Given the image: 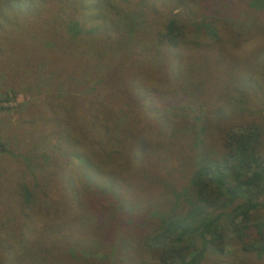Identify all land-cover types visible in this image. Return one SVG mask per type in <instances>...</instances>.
Wrapping results in <instances>:
<instances>
[{"label":"rangeland","instance_id":"374dc122","mask_svg":"<svg viewBox=\"0 0 264 264\" xmlns=\"http://www.w3.org/2000/svg\"><path fill=\"white\" fill-rule=\"evenodd\" d=\"M240 1L0 0V143L7 150L0 151V264L10 258V264H152L141 237L166 207L161 212L145 207L159 198L178 207L188 188V177L179 172L171 176V166L187 159L191 168L221 152L225 131L249 123L259 126V153L264 156V69L259 67L264 60V7L246 10L253 25L239 38L229 33L240 30L236 25L245 9ZM169 20L176 21L183 36L178 48L169 50L174 52L171 63L162 67L159 56L169 48L158 43V34ZM71 39L78 41L74 54L84 58V51H101L109 61L98 60L84 71L66 58L61 75L51 57L58 46L64 49L57 41ZM109 41L114 50L126 53L130 48L134 57L125 76L126 84L134 86H125L124 94L113 83L112 78L119 81L110 68L127 56L107 51ZM253 55L255 65L248 59L239 63L240 57ZM24 56L31 57L28 66L9 62ZM178 57L182 69L179 79L172 80L169 73ZM189 80L193 86L203 82L201 95L184 98L183 85ZM143 92L148 98H140ZM119 96L126 105L115 121L130 127L127 132L111 130L103 147L110 154L120 147V135L128 133L131 138L112 159L127 156V162L118 164L128 167L132 134H139L145 153L138 171L150 168L148 178L112 165L110 155L96 156L104 133L97 127L102 118L98 105L108 98L105 107L116 110ZM71 108L86 117L69 123ZM131 114L136 115L133 120ZM159 116L170 121L168 132L158 133L163 139L155 134ZM163 156L166 163L158 165ZM68 174L82 201L78 211L68 208L73 197L64 183ZM23 184L31 193L29 201L19 193ZM30 226L33 236L42 233L33 247L25 240ZM200 264H264V252L244 251L230 237L223 253L209 254Z\"/></svg>","mask_w":264,"mask_h":264},{"label":"trees","instance_id":"16d2710c","mask_svg":"<svg viewBox=\"0 0 264 264\" xmlns=\"http://www.w3.org/2000/svg\"><path fill=\"white\" fill-rule=\"evenodd\" d=\"M241 2L242 0L239 2V7L242 5ZM243 4H245V9L240 16L243 20H239V24L236 25L240 30L239 32L229 33L233 36H239V38L244 36L245 30L250 33L253 25L249 17V11L246 13V10L252 11L253 9L263 8L264 0H244ZM261 32L264 34L263 28ZM158 35V43H165L169 48L167 50V55L162 53V55L159 56L160 65L165 67L168 62L171 63L174 54V52L169 50L178 48L183 36V31L177 26L175 20H169L168 23L164 25V32H160ZM60 43L67 52L65 53V50L59 49L58 46L55 54L52 55L51 58L53 61L55 60V62H58L56 71H60L61 75L65 69L64 65L67 63L66 58L74 59L76 61L75 67H77V65L83 67L80 69L84 71L93 69V67L97 66L98 60L105 59L109 61L108 58L103 57V54H106L101 51H84V53H86L84 58L83 55L78 53L74 54L71 50L75 43L78 44L77 40H62L57 41L56 44L60 45ZM105 43H108L106 44V48L110 47L107 51H120L116 48L114 50L110 41ZM124 50L126 53L120 51V54H122L123 57L127 56V58L119 60L116 65L110 68V70L114 68L113 72L116 76L114 79L118 80L119 83L115 82L113 78L112 81L123 94L125 86H127V88L134 86L127 85L125 82V76L132 66L131 64L134 63V57L132 56V50L130 48ZM34 57L37 58L36 56ZM155 59L158 60L157 58ZM245 59H248L250 64L255 65L256 63L254 55L246 58L240 57L239 63L247 62ZM79 60H82V62H78ZM9 62L17 63V67L20 68L21 65L28 66L32 60L31 57L24 56L22 61L9 59ZM107 65L109 68V62ZM259 67L264 69V60ZM181 69L178 57L175 69L169 73L172 80L179 79L177 75L180 74ZM249 77L248 75L246 76V78ZM240 78L244 80L242 77ZM237 81H239V79ZM202 83L203 82L198 81L197 84H194V87L193 80H189L188 84L183 85L184 98H190L196 94L201 95L202 88H204ZM138 95L140 98H148L146 92ZM103 96L110 97V94L106 93ZM125 100V98L119 96L114 103L117 107L116 110H113V107H105V103L111 101L108 98L100 102L101 106L98 105V110L101 112L102 118L97 127L101 128L104 133L100 138V149L98 153H96V156H105L107 158L110 155L111 160L109 163L112 165L121 166L122 171L125 170L126 173L131 171L137 176H140L142 172V179L148 178L145 174L146 171L149 172L148 169L150 168L146 170L142 169L141 172L138 171L144 157L143 154L145 153V149H143L145 143L140 140L139 134L135 135L132 131L133 146L130 148L133 150V160L130 163L128 162V167L125 166V162L118 164V161L127 162V156L122 158L117 157L115 160H112L119 152L118 150L120 147L123 146L124 141L129 137L131 138L128 133L127 135L125 133L120 135V147H116L115 149L111 148L110 154L106 152V147H103V142H105L107 138V133H110L111 130L121 129L127 132V129L130 127V125L127 127L124 121L120 122L118 119L115 121L117 113L123 109L122 105H126ZM67 113L69 115V123H71V120L74 118L82 120V118H85L87 115L86 112L74 114L73 108L69 109ZM133 113L137 114L138 112L133 109ZM90 115H94V112H91ZM135 116L136 115L131 114L129 118L133 120ZM157 123L155 134L157 137L162 138V136H158V133L161 131L168 132L167 129L170 121L165 116H159ZM73 129L76 130L77 128L74 127ZM260 136L261 132L259 126L253 123H249L240 129H228L221 137V152L205 157V159H201L197 163H192V169L190 166H187V163L185 164L187 159H181L178 165L171 166V176L179 172L181 175L184 174V178L188 177V188L186 187L183 193L182 203L178 207H173L175 203L166 205V200L161 198L158 199V197V200L152 202L153 205L152 203H148L145 207L147 212H150L152 208H154V210L159 209L161 212V208L166 207L165 212L161 213L157 218L158 221L154 223V225H151L146 231V234L141 237V241L145 245L144 250L149 252L152 256V264H200L209 254L223 253L230 237L237 241L244 251H251L257 256H261L264 252V156L259 153ZM161 144L162 142L159 145ZM0 151L7 152L6 148H4L1 143ZM78 155H82V161L85 160L87 164L90 163L88 162L89 158L84 154ZM165 159L167 158H162L158 165H160L161 162L165 164ZM64 179L65 185L73 192V197L70 201L68 200V208L69 210L77 209L78 211L81 208L82 201L79 199V190L77 189L76 183H74L70 174L64 176ZM23 185L20 186L19 193L25 197L26 201H29L31 193L29 188ZM150 206L152 207L150 208ZM31 231L32 226L29 227L27 232L29 234H26L25 240L27 243L31 242L29 245L33 247V245H36V242L40 240L39 236L42 233L33 236ZM30 234L34 239L29 238ZM23 244L26 243L23 242L20 244V249L23 247ZM135 244L136 247L140 248L138 242ZM129 251L130 253L133 252L134 248ZM11 254H13L12 249L10 250V255ZM12 262L13 258H10L8 264Z\"/></svg>","mask_w":264,"mask_h":264}]
</instances>
